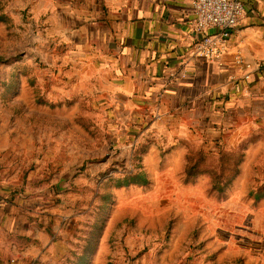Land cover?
Listing matches in <instances>:
<instances>
[{"label": "rangeland", "instance_id": "obj_1", "mask_svg": "<svg viewBox=\"0 0 264 264\" xmlns=\"http://www.w3.org/2000/svg\"><path fill=\"white\" fill-rule=\"evenodd\" d=\"M58 2L0 0V159L11 152L13 176L61 225L52 259L36 264H264L263 197L163 170L166 156L145 171L135 135L118 138L90 96L75 98L80 70L53 51ZM63 100L74 102L53 107ZM133 172L149 182H126Z\"/></svg>", "mask_w": 264, "mask_h": 264}, {"label": "crops", "instance_id": "obj_2", "mask_svg": "<svg viewBox=\"0 0 264 264\" xmlns=\"http://www.w3.org/2000/svg\"><path fill=\"white\" fill-rule=\"evenodd\" d=\"M192 2L59 0L53 51L80 70L75 98L90 96L89 106L102 110L118 138L135 135V150L148 141L145 171L153 158L166 156L163 170L181 165L184 173L187 142L217 153L259 134L232 183L249 193L264 156V0H244L240 24L212 62L194 54L201 36L193 29ZM1 154L0 264L52 259L61 225L36 206L40 198L31 197L27 181L13 176L11 152ZM261 170L264 180V165Z\"/></svg>", "mask_w": 264, "mask_h": 264}, {"label": "trees", "instance_id": "obj_3", "mask_svg": "<svg viewBox=\"0 0 264 264\" xmlns=\"http://www.w3.org/2000/svg\"><path fill=\"white\" fill-rule=\"evenodd\" d=\"M73 100H63L57 102L53 107L60 106H70ZM82 122L83 119L78 120ZM259 138V134L253 133L249 135L245 140H243L236 147H228L226 144L220 146L217 153L212 151H206L203 149L202 144L196 142L184 143L187 148L186 154V165L184 168V174L187 178H193L197 176H202L208 174L211 178L212 190L223 192V190L228 187L239 174V165L244 156V150L251 142H254ZM148 142V141H146ZM148 143H141L137 146L135 150L136 158L141 157V153L145 150ZM137 159V160H138ZM264 165V156L255 166L256 179L253 185L250 187L249 195L257 199L264 195V180L262 179V167ZM126 182L135 183L138 185H146L147 179L139 173L133 172L126 176ZM125 181V179L123 180ZM89 258L83 261H78L80 264H85L89 261Z\"/></svg>", "mask_w": 264, "mask_h": 264}, {"label": "built area", "instance_id": "obj_4", "mask_svg": "<svg viewBox=\"0 0 264 264\" xmlns=\"http://www.w3.org/2000/svg\"><path fill=\"white\" fill-rule=\"evenodd\" d=\"M193 29L201 37L194 54L207 62L218 60L245 14L244 0H193Z\"/></svg>", "mask_w": 264, "mask_h": 264}, {"label": "water", "instance_id": "obj_5", "mask_svg": "<svg viewBox=\"0 0 264 264\" xmlns=\"http://www.w3.org/2000/svg\"><path fill=\"white\" fill-rule=\"evenodd\" d=\"M75 174H76V171L72 170V171L67 172L61 177L60 181L56 185L59 193H63V192L71 190L68 183L75 176Z\"/></svg>", "mask_w": 264, "mask_h": 264}]
</instances>
